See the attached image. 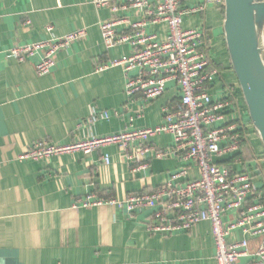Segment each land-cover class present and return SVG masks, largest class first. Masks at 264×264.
<instances>
[{
    "label": "crops",
    "instance_id": "0c3cea01",
    "mask_svg": "<svg viewBox=\"0 0 264 264\" xmlns=\"http://www.w3.org/2000/svg\"><path fill=\"white\" fill-rule=\"evenodd\" d=\"M94 1L0 0V264H217L208 223L190 234H150L147 213L130 218L121 207L83 208L79 204L89 194L124 201L130 195L151 193L180 169V159L150 160L147 170L135 175L115 146L90 156L77 153L39 163L18 161L31 144L42 140L63 145L125 130L157 128L163 123V108L176 102L178 91L170 83L162 98L147 105L138 99L125 110L123 70L97 73L95 68L120 58L130 47L107 48L100 26L111 14ZM201 18L212 32L214 62L224 67L212 91L218 100L225 86L239 88L229 68L225 14L210 5ZM187 24L196 26L195 21ZM47 26H53L57 38L77 30H85L87 38L60 52L55 67L40 77L35 70L39 56L19 62L8 52L17 45L47 39ZM239 104L250 121L242 93ZM94 111L116 115L90 124ZM151 141L159 148L173 146L169 134ZM249 142L259 159L246 165L257 171L255 182L262 188L264 147L255 128ZM105 154L110 156L109 166L101 162ZM218 161L230 164L228 158ZM233 168L241 171L244 166ZM256 246L251 242L250 250ZM249 260L237 264H250Z\"/></svg>",
    "mask_w": 264,
    "mask_h": 264
},
{
    "label": "built area",
    "instance_id": "2783aa9c",
    "mask_svg": "<svg viewBox=\"0 0 264 264\" xmlns=\"http://www.w3.org/2000/svg\"><path fill=\"white\" fill-rule=\"evenodd\" d=\"M224 3L95 0L97 7L108 8L111 14L100 26L107 48L130 47L120 58L95 68L97 73L111 68L123 70L128 99L125 110L138 99L146 105L157 101L167 93L170 83L178 91L176 102L163 108V123L157 128L125 130L63 145L42 140L31 144L18 161L39 163L77 153L90 156L115 146L135 175L146 171L150 160L180 159V169L151 193L130 195L124 201L89 194L79 204L83 208L105 204L121 207L130 218L147 213L150 234H190L198 225L208 223L217 264H237L245 258L250 264H264V196L257 188L255 172L238 158L253 124L246 120L239 104L240 87L227 85L223 97L214 100L212 91L221 72L212 66L207 35L202 27L184 28L185 17L203 16L210 5L224 7ZM45 32L47 39L17 45L8 52L19 62L39 56L35 70L40 77L51 72L60 52L87 38L85 30L62 38L54 37L53 26H47ZM115 115L94 111L88 123L110 120ZM161 134L171 135L173 146H153L152 138ZM219 158H228L230 166L221 164ZM258 159L256 156L255 161ZM101 162L109 166L110 156L105 154ZM237 165L244 169L237 171L233 168ZM251 242L257 244L253 252Z\"/></svg>",
    "mask_w": 264,
    "mask_h": 264
},
{
    "label": "water",
    "instance_id": "95a60500",
    "mask_svg": "<svg viewBox=\"0 0 264 264\" xmlns=\"http://www.w3.org/2000/svg\"><path fill=\"white\" fill-rule=\"evenodd\" d=\"M223 34L248 115L264 147V0H224Z\"/></svg>",
    "mask_w": 264,
    "mask_h": 264
},
{
    "label": "trees",
    "instance_id": "16d2710c",
    "mask_svg": "<svg viewBox=\"0 0 264 264\" xmlns=\"http://www.w3.org/2000/svg\"><path fill=\"white\" fill-rule=\"evenodd\" d=\"M216 8L222 10V12L225 14V9L223 6H220V5H214ZM202 17V16H201ZM202 29L205 31L206 35H207V38H208V41H209V44L211 45V42L213 40V36H212V32H210V30L206 29L204 26L202 27ZM225 40V39H224ZM211 52V50H210ZM211 58H212V66L216 67L217 69H219L220 72H223L224 71V67L223 66H220V65H217L215 62H214V57H212V53H211ZM232 71V66L230 65L229 67ZM240 87V86H239ZM214 88V87H213ZM242 93V92H241ZM250 118V117H249ZM251 121V120H250ZM256 156L257 154L255 153V150L253 149L251 143L249 141L245 142L243 145H242V149H241V153L240 155L238 156V158L245 164V166L248 168L249 166L246 165V163H250L252 162L253 160H256ZM230 166V164H228ZM250 169V167L248 168ZM250 170H253L255 172V180L257 178V172L255 169L251 168ZM259 192L263 193V196H264V186L262 188L260 187H257Z\"/></svg>",
    "mask_w": 264,
    "mask_h": 264
},
{
    "label": "rangeland",
    "instance_id": "374dc122",
    "mask_svg": "<svg viewBox=\"0 0 264 264\" xmlns=\"http://www.w3.org/2000/svg\"><path fill=\"white\" fill-rule=\"evenodd\" d=\"M188 21H195V25L198 26V27H203L204 24H203V19L201 18V15H197V16H193V17H185L184 18V28H189L187 22ZM102 37V36H101ZM103 40V39H102ZM261 45H262V49H263V57H264V32H263V35H262V42H261Z\"/></svg>",
    "mask_w": 264,
    "mask_h": 264
}]
</instances>
